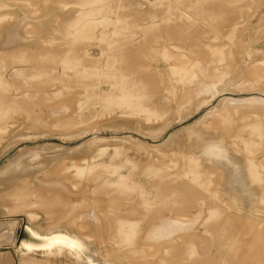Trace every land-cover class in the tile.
<instances>
[{
  "label": "rangeland",
  "instance_id": "374dc122",
  "mask_svg": "<svg viewBox=\"0 0 264 264\" xmlns=\"http://www.w3.org/2000/svg\"><path fill=\"white\" fill-rule=\"evenodd\" d=\"M23 226L73 252L34 264H264V0H0L10 264Z\"/></svg>",
  "mask_w": 264,
  "mask_h": 264
},
{
  "label": "bare ground",
  "instance_id": "6f19581e",
  "mask_svg": "<svg viewBox=\"0 0 264 264\" xmlns=\"http://www.w3.org/2000/svg\"><path fill=\"white\" fill-rule=\"evenodd\" d=\"M14 224H15V222H13ZM11 224H9V226H10ZM13 225V224H12ZM11 225V226H12ZM15 226V225H14ZM13 226V227H14ZM19 226H20V224H19ZM22 226V225H21ZM29 226V225H28ZM10 227H8V229H9ZM12 228V227H11ZM28 228H30V227H28ZM12 230V229H11ZM30 230H31V232H33L34 234H37V235H39L40 234V232H38V231H36V230H33V228L31 229L30 228ZM10 234L11 235H9V236H5V235H3V239H7V240H10L11 239V236H13V234H14V232H10ZM20 236V235H19ZM42 236V235H41ZM43 236H45V238H49L48 236H46V235H43ZM54 236L55 237H64L65 239H66V245H68L70 248H73L74 246L73 245H71V244H69V240L70 241H73L74 243H77L76 241H80V240H78L77 238H71L70 236H68V235H66V234H63V233H61V234H54ZM8 237V238H7ZM81 237V236H80ZM15 238V237H14ZM13 238V239H14ZM0 239H1V237H0ZM71 239H73V240H71ZM17 240V239H16ZM11 241V240H10ZM48 242H49V240H48ZM19 245H23L24 246V250H20L21 251V254H23V256H27V255H31V252H35L36 251V249L37 248H42V247H36V246H30V245H26L25 244V242H23V243H20ZM26 245V246H25ZM18 246V245H17ZM45 248H47V249H45L44 251H42V255H46V256H55V255H58V256H60V255H64V254H69L70 256L72 255L73 256V252L71 251V250H68V249H64L62 246H57V247H54L55 249H52L51 247V245L50 244H48L47 246H44ZM66 250H68V251H66ZM72 252V253H71ZM70 258H72V257H70ZM107 259V258H106ZM75 262L76 263H78V264H80V261L78 260V259H75ZM110 262H112V261H110Z\"/></svg>",
  "mask_w": 264,
  "mask_h": 264
},
{
  "label": "water",
  "instance_id": "95a60500",
  "mask_svg": "<svg viewBox=\"0 0 264 264\" xmlns=\"http://www.w3.org/2000/svg\"><path fill=\"white\" fill-rule=\"evenodd\" d=\"M22 239V241H20ZM18 242H25L26 245L36 246V247H44L50 244L48 242V238L45 236H39L31 232L30 228L23 226L20 232V239ZM25 245V246H26Z\"/></svg>",
  "mask_w": 264,
  "mask_h": 264
},
{
  "label": "crops",
  "instance_id": "0c3cea01",
  "mask_svg": "<svg viewBox=\"0 0 264 264\" xmlns=\"http://www.w3.org/2000/svg\"><path fill=\"white\" fill-rule=\"evenodd\" d=\"M20 254V257H19V264H28V262L30 264H34L35 261H33V256H31L29 259L28 258H25V259H21V252L19 253ZM1 252H0V264H10V260L7 258V260L5 258H1ZM39 260V258H37ZM6 260V261H5Z\"/></svg>",
  "mask_w": 264,
  "mask_h": 264
}]
</instances>
